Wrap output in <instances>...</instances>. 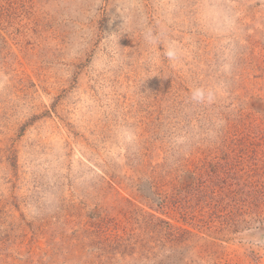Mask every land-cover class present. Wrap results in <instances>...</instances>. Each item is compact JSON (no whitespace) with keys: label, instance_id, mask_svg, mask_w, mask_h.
Masks as SVG:
<instances>
[{"label":"rangeland","instance_id":"rangeland-1","mask_svg":"<svg viewBox=\"0 0 264 264\" xmlns=\"http://www.w3.org/2000/svg\"><path fill=\"white\" fill-rule=\"evenodd\" d=\"M0 264H264V0H0Z\"/></svg>","mask_w":264,"mask_h":264},{"label":"clouds","instance_id":"clouds-1","mask_svg":"<svg viewBox=\"0 0 264 264\" xmlns=\"http://www.w3.org/2000/svg\"><path fill=\"white\" fill-rule=\"evenodd\" d=\"M201 97H202V93L199 90L193 93L194 99H200Z\"/></svg>","mask_w":264,"mask_h":264}]
</instances>
